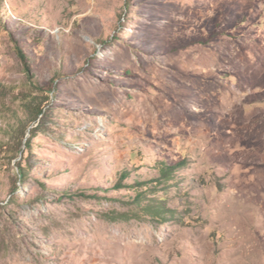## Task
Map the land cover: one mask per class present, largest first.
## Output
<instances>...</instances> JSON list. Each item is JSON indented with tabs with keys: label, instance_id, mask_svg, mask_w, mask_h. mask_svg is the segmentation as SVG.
Returning <instances> with one entry per match:
<instances>
[{
	"label": "rangeland",
	"instance_id": "rangeland-1",
	"mask_svg": "<svg viewBox=\"0 0 264 264\" xmlns=\"http://www.w3.org/2000/svg\"><path fill=\"white\" fill-rule=\"evenodd\" d=\"M0 264H264V0H0Z\"/></svg>",
	"mask_w": 264,
	"mask_h": 264
},
{
	"label": "trees",
	"instance_id": "trees-1",
	"mask_svg": "<svg viewBox=\"0 0 264 264\" xmlns=\"http://www.w3.org/2000/svg\"><path fill=\"white\" fill-rule=\"evenodd\" d=\"M20 54L22 55V57H23V52H22V50H20ZM24 58V57H23Z\"/></svg>",
	"mask_w": 264,
	"mask_h": 264
}]
</instances>
